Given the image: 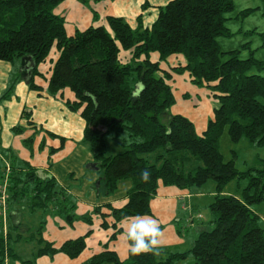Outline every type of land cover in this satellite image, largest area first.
Returning <instances> with one entry per match:
<instances>
[{
  "label": "trees",
  "instance_id": "1",
  "mask_svg": "<svg viewBox=\"0 0 264 264\" xmlns=\"http://www.w3.org/2000/svg\"><path fill=\"white\" fill-rule=\"evenodd\" d=\"M63 1L0 0V61L14 64L29 58L33 66L27 85L36 90L37 66L53 48L58 51L47 94L56 97L65 89L73 94L66 106L85 121L82 141L94 158L93 168L105 195L114 193L121 181L130 183L125 205L110 208L114 225L126 217L151 216L150 202L159 183L181 190L209 181L215 184L207 206L212 228L201 231L189 249L159 248L158 255L129 252L125 260L105 250L84 264H174L189 257L192 264H264V228L252 210V205L264 201V168L239 171L219 148L226 133L233 144L245 140L264 149V62L241 59L239 49L223 52L217 43L218 37L229 35L225 14L232 11L235 0H172L158 8L150 27L140 23L132 27L123 18L107 17L106 25L90 26L72 37L66 35L64 19L54 13ZM261 36L264 40V33ZM122 51L130 57H122ZM152 53L158 61H151ZM173 55L182 56L184 66L172 71L187 73L192 85L206 88L216 101L213 119L201 135L189 119L170 112L175 103L171 76L159 66ZM20 78L6 88L0 101L11 97ZM123 135L121 151L107 155V137L116 140ZM31 142L25 141V146ZM55 151L51 148L49 154ZM0 153L8 165L7 226L6 234L2 233L0 216V264H34V260H19L14 252L11 231L20 223L14 220L13 205L25 201L31 210L57 209L71 223L75 204L54 178L41 177L10 150ZM144 168L152 173L148 183L139 179ZM4 172L0 171V183ZM233 180L245 181L238 195L225 193ZM195 220H201L200 215L187 223ZM40 241L36 256L62 253L75 259L85 249V237L59 248Z\"/></svg>",
  "mask_w": 264,
  "mask_h": 264
},
{
  "label": "crops",
  "instance_id": "2",
  "mask_svg": "<svg viewBox=\"0 0 264 264\" xmlns=\"http://www.w3.org/2000/svg\"><path fill=\"white\" fill-rule=\"evenodd\" d=\"M170 1L172 0H64L55 8L54 13L64 19L66 35L72 37L76 31H84L90 26L106 25L107 17L123 18L132 27H137L139 23L143 27H150L156 19L158 8ZM58 55V51L53 48L45 61L37 66L39 75L33 78L34 84L38 87L36 90L29 89L27 85L33 66L29 58L19 59L14 64L0 61V96L16 78L21 77L15 84L11 97L0 101V152L10 150L19 160L27 162L34 168L41 177L54 178L59 189L65 192L67 197L75 199L76 212L84 215L96 204L81 199L86 198L82 189L89 184L90 187H100V185L97 170L89 165L88 168L96 176L94 175L88 182L76 179L72 168L61 169V172L57 169L65 156L71 153L73 148L81 145L85 128V121L79 114L71 112L66 106L67 101L73 100V94L68 89L63 90L56 97L46 92L52 67ZM121 56L129 58L130 54L128 51H122ZM150 59L156 62L158 55L152 53ZM179 66H184V59L179 55L170 56L159 66L171 76L169 85L175 103L170 112L189 119L194 124L196 133L201 135L206 130L208 121L213 119V107L216 101L206 88L192 85L187 73L177 75L172 71ZM23 113L25 116H22ZM17 126L21 127V131H15ZM29 139H32L29 144L31 149L24 143ZM41 143L43 146L39 149ZM51 148L56 149L53 154H49ZM4 158L0 155V166L7 165V160ZM0 171L4 172V169L0 167ZM123 183H126V193L130 183L126 181ZM75 185L77 190H71L70 188ZM95 196L98 197L97 193ZM192 198L197 200V206L191 207L193 212L198 210V203L203 198L199 191L196 190V194H193L192 190L158 184L156 195L150 202V209L151 217L159 222L164 233L160 249L187 250L191 247L196 234L202 231L205 226L202 221L195 220L189 225L191 223L188 224L187 219L181 216V212L185 209V206L182 209L181 203L184 199ZM97 200L95 202H99ZM107 200L97 204V208L102 207L101 205L107 207L100 208L102 218H93L92 225L73 222L68 226L62 218L47 216L45 221L51 236L45 237V241L51 243L54 248H59L66 241L85 237V249L75 259L57 253L52 257L43 256L38 262L48 264L50 260V264H83L105 250L112 251L120 260H125L129 253L124 237L125 225L123 221L114 225V219L110 217V208L123 207L127 199L123 195L118 198L108 197ZM209 203L207 201L205 204L208 206ZM12 212L16 213L13 210ZM56 213L58 214L57 209H51L50 216ZM16 216L17 214L14 218ZM6 226L5 220L2 233L5 231L6 234ZM184 228L186 233L193 230L194 234L190 242L185 240ZM7 264H19V262L8 261Z\"/></svg>",
  "mask_w": 264,
  "mask_h": 264
},
{
  "label": "rangeland",
  "instance_id": "3",
  "mask_svg": "<svg viewBox=\"0 0 264 264\" xmlns=\"http://www.w3.org/2000/svg\"><path fill=\"white\" fill-rule=\"evenodd\" d=\"M247 11L248 14L243 16L242 12ZM225 17L227 19L225 21V28L229 31V35L217 38V43L221 51L227 52L239 49L241 50L239 56L241 59L252 57L258 61L264 62V40H262L261 36V34L264 33V0H235L232 11L226 13ZM245 46L247 47L246 49L244 48ZM123 138H125L124 135L116 140H111L110 137H107L106 154L112 155L120 152V145L123 143ZM219 148L224 156V159L226 161L233 160L235 168L239 171H246L251 168H264V149L256 148L245 140H241L238 143L233 144L229 140L227 134L224 133L220 139ZM93 163L94 158L89 151L87 144L82 141L79 147L73 148L72 152L65 156L64 161L57 166V169L61 172V169L66 170L72 168L75 172L76 179L88 182L95 175L91 172V169L88 168V165ZM3 166L0 167L5 169L8 167V165ZM4 173L5 176L3 179H6L7 183L8 172L5 171ZM97 176V178H99L98 174ZM125 181L129 182L128 180L121 181L118 184L116 191L109 196L105 195L102 186L90 187V184L87 185L84 189H82L84 194H86V198L81 199L88 202H94L96 206H93L91 210H88L84 215H79L76 212L77 203L73 198L72 201L75 204L73 214L75 215V219L71 223H68L65 220V215L60 213L50 216L52 209L50 207L47 210L41 208H34V210H31L25 201L18 205H13V211H17V216L14 220L17 219L19 221L20 227L17 230H12L11 236L14 252L18 256L19 260H34V264H43L42 262H38V260L43 256H36V254L38 249L42 247L40 239L44 240L46 239L45 237L48 238L51 236L49 227L46 226L45 218L47 216L50 218L54 216L62 218L68 226H71L73 222H83L92 225V221L94 220L93 218H102L100 208L102 209L104 206L107 207L106 205H101L102 207L97 208V204L108 201V197L115 196L118 198L125 195V191L127 189L125 187L126 183H123ZM244 186L245 181L233 180L226 186L225 193L238 195L241 187ZM70 189L75 191L77 190V186H72ZM191 190L193 194H196V190L199 191L203 198H201L198 203V210H194L193 212L191 207L197 206V200L194 198L184 199L181 205L182 209L183 206H185V209L181 212V216L190 221L191 219L196 218L197 215H200V221H202V224L205 225L202 231L209 230L212 228L208 225L211 215L209 213V209L207 208V204L205 203H207V201L209 203V201L213 199L214 196H212V193L215 192V184L213 181H209L203 186L194 187ZM96 193L98 197L95 196ZM95 200L99 202H95ZM252 210L258 215L260 226L264 228V201L259 204L252 205ZM189 225H192V223ZM185 228L183 229V235L185 236V240L190 242L191 237H193L194 234L193 230L186 233ZM188 245L189 243L187 246ZM192 262V257H189L186 260L176 261L174 264H192ZM50 263L51 261L49 260L48 264Z\"/></svg>",
  "mask_w": 264,
  "mask_h": 264
},
{
  "label": "clouds",
  "instance_id": "4",
  "mask_svg": "<svg viewBox=\"0 0 264 264\" xmlns=\"http://www.w3.org/2000/svg\"><path fill=\"white\" fill-rule=\"evenodd\" d=\"M151 171L148 168L140 170L139 179L143 183L151 180ZM124 237L131 255L159 254L158 249L163 244L164 233L159 222L148 215L126 217L123 221Z\"/></svg>",
  "mask_w": 264,
  "mask_h": 264
},
{
  "label": "built area",
  "instance_id": "5",
  "mask_svg": "<svg viewBox=\"0 0 264 264\" xmlns=\"http://www.w3.org/2000/svg\"><path fill=\"white\" fill-rule=\"evenodd\" d=\"M8 172V167L5 170ZM6 179L3 180L2 185L0 186V216L3 222V226L5 224L6 220V212H7V200H6ZM5 234V231L3 232ZM8 261H6L5 264H7Z\"/></svg>",
  "mask_w": 264,
  "mask_h": 264
},
{
  "label": "water",
  "instance_id": "6",
  "mask_svg": "<svg viewBox=\"0 0 264 264\" xmlns=\"http://www.w3.org/2000/svg\"><path fill=\"white\" fill-rule=\"evenodd\" d=\"M92 165H93V166H92ZM91 167L93 168V167H94V164H91ZM95 170H97V168H96Z\"/></svg>",
  "mask_w": 264,
  "mask_h": 264
}]
</instances>
